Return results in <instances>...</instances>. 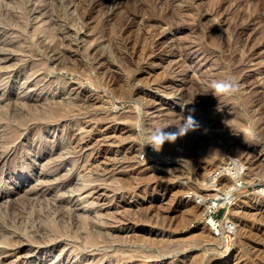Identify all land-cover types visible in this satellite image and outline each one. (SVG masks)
<instances>
[{
    "label": "rangeland",
    "instance_id": "1",
    "mask_svg": "<svg viewBox=\"0 0 264 264\" xmlns=\"http://www.w3.org/2000/svg\"><path fill=\"white\" fill-rule=\"evenodd\" d=\"M43 1L69 28L49 32L36 12L21 28L0 21V264H264V0L244 2L251 31L233 43L248 38L249 50L236 58L213 42L233 39L228 12L241 0L223 11L216 0ZM91 40L115 42L110 65L80 49ZM229 79L238 92L212 94ZM193 99L197 131L159 153L144 146L138 123L172 125ZM229 188L233 203L212 212L217 233L202 206ZM90 219L106 240L90 242Z\"/></svg>",
    "mask_w": 264,
    "mask_h": 264
},
{
    "label": "bare ground",
    "instance_id": "2",
    "mask_svg": "<svg viewBox=\"0 0 264 264\" xmlns=\"http://www.w3.org/2000/svg\"><path fill=\"white\" fill-rule=\"evenodd\" d=\"M1 1V0H0ZM3 1V0H2ZM9 1V0H8ZM8 1H6V2H8ZM11 1V0H10ZM18 1V4H17V8L18 9H20V11L18 12L20 15H21V17L19 18V17H15V15L17 14V13H13L12 11H14L13 9L11 10L10 8H12L11 6H13V8L15 7V5H11L10 3V5H9V8H5V6L7 5H4L5 4V0H4V4H2V2H1V4H0V21H1V25H4V24H7V23H9V24H13V23H15L13 26H15L16 28H21V26H23V25H25V23H21V18H23V16H24V14H33V13H35L36 12V14L38 13V16L40 15H45L46 17H50V18H48V19H46L47 20V22H49V24L48 25H50L48 28H49V30H51V29H53V27L51 26V25H53V23L54 24H58L59 26L58 27H61V28H69L68 27V21L66 22L65 20L64 21H60V19H58V18H55L54 19V17L52 16V14H50L49 13V10L51 9V8H54L53 7V5L52 4H54V2H52V4H50L49 2L47 3V2H44L43 0H39V1H42V2H44L43 4H38L39 3V1L36 3V2H33L32 0H17ZM48 1H50V0H48ZM189 1V0H188ZM226 1V0H225ZM248 2V0H241V2L239 1V5L241 4V6H242V4H243V7H244V5H246L244 2ZM182 2V1H181ZM233 2V1H232ZM190 3V2H189ZM214 3H215V1H214ZM213 3V4H214ZM231 3V2H230ZM229 2H228V4H230ZM198 4H199V2H198ZM216 9L217 8H220L221 9V11H223L222 10V8L224 7V5H225V3H223V0H216ZM232 4V3H231ZM263 4V3H262ZM50 5L52 6L51 8H50ZM62 5V4H61ZM8 6V5H7ZM202 6V5H201ZM214 6V5H213ZM227 6V5H226ZM238 6V5H237ZM237 6H235V7H237ZM247 6V5H246ZM245 6V7H246ZM264 6V5H263ZM263 6H261V5H259V7H258V10H259V12H260V14H261V18L262 19H264V17H262V16H264V14H263V12H264V7ZM56 7V6H55ZM190 7V6H189ZM234 7V8H235ZM244 7V10L242 11V9L241 10H238V8H236V10H234V11H237V12H235V15L233 14V13H231V12H233V8L231 9L232 11L231 12H228V14H229V16H230V18H228L227 17V19H229V23H230V36H232V40H230V38H228V40L225 38V41L224 42H222L221 43V41L219 42V40L217 41H214L213 42V44H214V47H220V48H223V50H225V51H227V50H229L230 52H232L231 54H232V57L233 58H236V57H239V56H241L242 57V53L240 54V50H243L244 52L246 51V50H249L248 49V43L246 42V41H248V38L247 39H244V41H240L241 43H240V45H241V48H235V46H234V41H239L243 36H241V33L239 32V31H246L247 30V25H245L243 22L245 21V19L247 20V18H248V16H250V14L247 12V9ZM226 8V7H225ZM229 8H230V6H229ZM242 8V7H241ZM248 8V7H247ZM190 9V8H189ZM16 10V9H15ZM197 10V9H196ZM228 10H230V9H228ZM227 10V11H228ZM64 11V10H63ZM199 11V10H198ZM220 11V10H219ZM225 11V10H224ZM254 11V10H253ZM197 12V11H196ZM208 12V11H207ZM212 12V11H211ZM217 12V11H216ZM205 13V12H204ZM15 14V15H14ZM65 14V13H64ZM85 14V13H84ZM84 14H82L81 15V17H85L84 16ZM195 14V13H194ZM227 14V15H228ZM59 15V14H58ZM203 15V14H202ZM257 15V14H256ZM17 16V15H16ZM19 16V15H18ZM193 16H195V15H193ZM196 21L197 22H201V18H202V16H200V15H197V13H196ZM62 17V16H61ZM211 17V16H210ZM15 18H17V20H14ZM64 18V17H63ZM186 18V17H185ZM207 18V17H206ZM209 18V17H208ZM255 18H258V15H257V17H254V19ZM23 19H26V18H23ZM28 19V18H27ZM71 19V18H70ZM210 19V18H209ZM211 19H212V17H211ZM214 19H215V17H214ZM260 19V18H259ZM67 20V19H66ZM72 20V19H71ZM75 20V19H74ZM191 20V19H190ZM194 20V19H193ZM204 20H206V19H204ZM24 21V20H23ZM27 21V20H26ZM76 21V20H75ZM150 21V20H149ZM211 21H213V20H211ZM210 21V22H211ZM225 21V20H224ZM28 22V21H27ZM43 22H45V19H44V21ZM70 22V21H69ZM161 22H162V20H161ZM200 22H199V24H200ZM204 22V21H203ZM209 22V21H208ZM252 22V21H251ZM263 23V22H262ZM99 24V23H98ZM247 24V23H246ZM157 25H158V23H157ZM162 25V24H161ZM160 25V26H161ZM208 25H210V24H208ZM46 26V25H45ZM94 26V25H93ZM97 26V25H96ZM205 26V25H204ZM249 26V25H248ZM46 27V28H47ZM75 27H76V25H75ZM90 27V26H89ZM239 27V28H238ZM23 28V27H22ZM46 28L44 29V27L42 28V30H45L46 31ZM201 28V27H200ZM250 28V27H249ZM248 28V29H249ZM30 30V29H29ZM36 30V29H35ZM40 30V29H39ZM100 30V29H99ZM123 30V29H122ZM120 31V34L122 35V33L124 34L125 32L124 31ZM218 30V29H217ZM221 31H222V29H220ZM229 30V29H228ZM250 31H251V29H249ZM249 30H247V31H249ZM47 31H48V29H47ZM46 31V32H47ZM55 31V30H54ZM53 31V32H54ZM104 31V30H103ZM220 31V32H221ZM260 31V30H259ZM49 32H52V30L51 31H49ZM48 32V33H49ZM200 32V31H199ZM198 32V33H199ZM209 32V31H208ZM219 32V33H220ZM42 33H44V32H41V34ZM100 33V32H99ZM210 33V32H209ZM223 33H224V31H223ZM260 33H262V34H260V35H263L264 36V29H263V31L262 32H260ZM31 34V33H30ZM36 34V33H35ZM47 34V33H46ZM54 34V33H53ZM53 34H48L49 36H50V38H51V35L53 36ZM71 34V33H70ZM199 34H201V33H199ZM227 34V33H226ZM229 34V33H228ZM245 34V33H244ZM258 34V33H257ZM205 35V34H204ZM210 35V34H209ZM208 35V36H209ZM212 35V34H211ZM210 35V36H211ZM248 35H249V37L251 36V33L250 32H248ZM259 35V34H258ZM258 35L256 36V38H259L258 37ZM47 36V35H46ZM67 36V35H66ZM95 36V35H94ZM103 36V35H102ZM216 36V35H215ZM221 36V35H220ZM223 36V35H222ZM247 36V35H246ZM36 36L35 35H32V38H35ZM48 37V36H47ZM54 37H55V35H54ZM101 37V36H100ZM211 37H213L214 38V36H211ZM248 37V36H247ZM53 38V37H52ZM201 38V37H200ZM246 38V37H245ZM28 39H29V37H28ZM37 39V38H36ZM45 39H47V38H45ZM85 39H87V38H85ZM127 39H129V37L127 38ZM11 40H13V39H11ZM38 43L39 44H42L43 46L42 47H44V50L47 52V51H53L54 52V46H55V44H53V45H51V44H45L43 41H44V39L42 38V37H38ZM214 40V39H213ZM212 40V41H213ZM234 40V41H233ZM246 40V41H245ZM258 40V39H257ZM92 41V40H91ZM211 41V42H212ZM38 43H35V44H38ZM47 43V42H46ZM105 43V42H104ZM104 43H102V42H97V43H94L93 41L92 42H86V44L84 45V46H82L80 49L81 50H84V52H86V54H88V55H90V57L92 56L93 58L92 59H94L93 61H94V63L95 64H97V65H100V66H108V65H110V59H109V56H111V55H113V53L114 52H116V49L118 48L117 46H115L116 44H115V42L112 44V46L110 47V48H106L105 46H104ZM35 44H33V46H35ZM170 44V43H169ZM69 44H67V46H68ZM202 45V44H201ZM170 46V49H171V51L173 50L175 53H180V54H182V50H183V48L184 47H182L181 45H179V44H177V43H172L171 45H169ZM187 46V45H186ZM247 47V48H246ZM251 47V46H250ZM25 48V47H24ZM27 49V48H26ZM56 49H58V48H56ZM215 49V48H214ZM20 50V49H19ZM64 50V49H63ZM68 50V49H67ZM79 50V49H78ZM104 50V51H103ZM216 50V49H215ZM222 50V49H221ZM223 50H222V52H223ZM251 50V49H250ZM27 51V50H26ZM34 51V50H33ZM44 51V52H45ZM62 51V50H61ZM66 51V50H65ZM172 51V52H173ZM25 52V51H24ZM56 52H58V51H56ZM216 52V51H215ZM48 53V52H47ZM248 53V52H247ZM31 54V53H30ZM57 54V53H56ZM63 54V53H62ZM65 54V53H64ZM159 54V53H158ZM176 54V55H177ZM179 54V55H180ZM183 54H184V52H183ZM181 57H182V55H181ZM232 58V59H233ZM58 59V58H57ZM239 59V58H238ZM239 60H241V59H239ZM113 61V60H112ZM66 60L64 61V62H62V61H58L57 62V64L58 65H61V66H65L66 65ZM44 63V62H43ZM15 64V63H14ZM34 64V63H33ZM36 64H37V62H36ZM40 64V63H39ZM68 66H70V65H68ZM184 82V81H183ZM185 83V82H184ZM184 85V84H183ZM174 93H176V92H174ZM262 96H264V94L262 95ZM264 100V99H263ZM263 105H264V103H263ZM54 106V105H53ZM58 106V105H57ZM60 108V107H59ZM65 108V107H64ZM44 109V108H43ZM52 110V109H51ZM50 110V111H51ZM54 110V109H53ZM57 111V110H56ZM53 112V111H52ZM52 112H51V115H52ZM17 113V112H16ZM36 113V112H35ZM50 113V112H49ZM54 113H56V112H54ZM13 114V113H12ZM37 114V113H36ZM42 114V113H41ZM16 116V115H15ZM27 116V115H26ZM49 116V115H48ZM48 116H47V118H48ZM5 117V116H4ZM11 117V116H10ZM12 118V117H11ZM14 119H15V117H13ZM35 118V117H34ZM41 118V117H40ZM50 118V117H49ZM48 118V119H49ZM6 119H7V117H6ZM5 123V122H4ZM5 125V124H4ZM3 125V126H4ZM31 126V125H30ZM21 130V129H20ZM177 144V143H176ZM11 145V144H10ZM69 145V144H68ZM237 184L240 186V188L244 185V182L243 181H241V180H239V179H237ZM257 194V193H256ZM258 194H262L263 196H264V188L263 189H261V190H259L258 191ZM19 198V197H18ZM22 201V200H21ZM233 203V202H232ZM24 204V203H23ZM215 204H217V202L216 203H212V204H210V205H208V204H204L202 207H203V214L202 215H204V214H206L207 212H209L211 209H213V205H215ZM25 205V204H24ZM59 208L57 207V210H58ZM228 209H230V208H228ZM9 211V210H8ZM56 211V210H55ZM75 211V210H74ZM38 212V211H37ZM24 213V212H23ZM36 214V213H35ZM61 215H63L64 216V212H62L61 211V213H60ZM22 215V214H21ZM27 216V215H26ZM227 216V215H226ZM40 217V216H39ZM41 218V217H40ZM57 218H58V216H57ZM61 218V217H60ZM38 219V218H37ZM61 219H63V218H61ZM66 219V218H65ZM94 219V218H93ZM226 219H228V218H226ZM19 220V219H18ZM43 220V219H42ZM52 220V219H51ZM60 220V219H59ZM91 220V219H90ZM90 220H89V222H90ZM22 221V220H21ZM20 221V222H21ZM39 221V220H38ZM52 221H54V220H52ZM57 221H58V219H57ZM223 221H225V220H223ZM227 221V220H226ZM225 221V222H226ZM16 222V221H15ZM19 222V223H20ZM25 222V221H24ZM42 222V221H41ZM88 222V223H89ZM17 223H18V221H17ZM58 223V222H57ZM60 223V225L61 226H64V227H69V225H64V223L62 224L61 222H59ZM58 223V224H59ZM87 222H86V224L87 225H89ZM39 224V223H38ZM48 224V223H47ZM51 225H49V226H46V224H45V226L47 227V229H48V227H51L50 228V230H52V229H55V228H53V227H55V225H54V223H50ZM82 224V223H81ZM207 224L208 225H211L212 227H213V229L215 228H217V233L220 231L219 230V228L217 227V224H216V222L215 221H213L212 219H209V221H207ZM19 225V224H18ZM42 225V224H41ZM41 225H38V228H37V230H39V231H44V230H47V229H44V227H42ZM87 225H83V226H87ZM21 226V225H20ZM37 226V225H36ZM90 227H92V229L90 230V233H92V234H94V236H92V238L90 239V242H92V243H95L96 241H97V237H99V238H102L103 236H102V227L101 226H99V225H97V224H95L92 220H91V222H90V225H89ZM32 227V226H31ZM24 228V227H23ZM83 228V227H82ZM87 228V227H86ZM89 228V227H88ZM87 228V229H88ZM95 228V229H94ZM85 229V228H84ZM49 230V229H48ZM67 230V229H66ZM29 231V230H28ZM53 231V230H52ZM68 231H70V230H68ZM11 232V231H10ZM9 232V233H10ZM13 232V231H12ZM14 232H16V231H14ZM30 232V231H29ZM49 232V231H48ZM102 233V234H101ZM10 234H12V233H10ZM16 234V233H15ZM66 234V233H65ZM81 234V233H80ZM220 234V233H219ZM8 235V234H7ZM6 235V236H7ZM18 235V234H17ZM85 235V234H84ZM88 235V234H87ZM87 235H85V236H87ZM5 236V237H6ZM14 236V235H13ZM79 236V235H78ZM106 236V235H105ZM206 236V235H205ZM11 237V236H10ZM20 237V236H19ZM19 237L18 236H16V237H12V238H10V245H14V244H16L17 243V241L19 240ZM1 238V237H0ZM36 238V237H35ZM80 238V237H79ZM6 239V238H5ZM87 239V238H86ZM34 240V239H33ZM102 240L104 241V240H106V239H103L102 238ZM115 240V239H114ZM117 240V239H116ZM25 241V240H24ZM37 241V240H36ZM102 241V242H103ZM6 242V241H5ZM101 242V243H102ZM153 242V241H152ZM8 243V242H7ZM70 250V249H69ZM79 251V250H78ZM110 264V263H109Z\"/></svg>",
    "mask_w": 264,
    "mask_h": 264
},
{
    "label": "clouds",
    "instance_id": "3",
    "mask_svg": "<svg viewBox=\"0 0 264 264\" xmlns=\"http://www.w3.org/2000/svg\"><path fill=\"white\" fill-rule=\"evenodd\" d=\"M211 88L214 90L212 94H234L239 91V85L232 80L213 81ZM207 94V93H206ZM195 99V98H194ZM194 99L190 103H180L181 113H177L176 122L167 127H155L146 131L142 123L136 125L137 131L144 137L145 145L159 153L166 143L174 144L178 139L187 136L190 132L197 131L200 127L198 121L194 117L195 108H188V105L194 103ZM187 110L188 115H183Z\"/></svg>",
    "mask_w": 264,
    "mask_h": 264
},
{
    "label": "built area",
    "instance_id": "4",
    "mask_svg": "<svg viewBox=\"0 0 264 264\" xmlns=\"http://www.w3.org/2000/svg\"><path fill=\"white\" fill-rule=\"evenodd\" d=\"M263 188H264V185H262L260 187V190L263 189ZM235 191H236V189L229 188L227 191L222 192L223 195L216 196L213 199V203H216L217 202V204L213 205V209H211L209 212H207V214L209 215V217H212L215 221H217V224H219V221L215 218V216L212 215V212L214 210L218 209L221 206H226V205L232 204L233 199H234V196H235ZM209 202H211V201H209ZM220 226L221 225L219 224L218 225V228Z\"/></svg>",
    "mask_w": 264,
    "mask_h": 264
}]
</instances>
